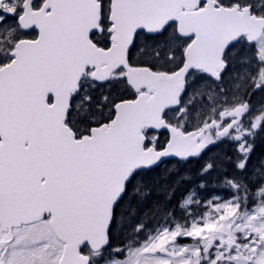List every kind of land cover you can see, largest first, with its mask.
Listing matches in <instances>:
<instances>
[{"label": "snow or ice", "instance_id": "snow-or-ice-1", "mask_svg": "<svg viewBox=\"0 0 264 264\" xmlns=\"http://www.w3.org/2000/svg\"><path fill=\"white\" fill-rule=\"evenodd\" d=\"M0 264H264V0H0Z\"/></svg>", "mask_w": 264, "mask_h": 264}]
</instances>
